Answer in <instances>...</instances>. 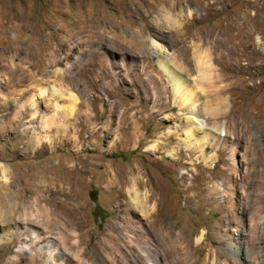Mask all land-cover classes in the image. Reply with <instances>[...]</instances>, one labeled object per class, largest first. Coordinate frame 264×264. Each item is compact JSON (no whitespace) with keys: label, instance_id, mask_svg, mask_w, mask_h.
<instances>
[{"label":"rangeland","instance_id":"374dc122","mask_svg":"<svg viewBox=\"0 0 264 264\" xmlns=\"http://www.w3.org/2000/svg\"><path fill=\"white\" fill-rule=\"evenodd\" d=\"M153 50L187 79L205 132ZM188 126L202 147L179 140ZM0 165V264L140 259L124 230L140 229L143 194L127 181L139 171L159 222L189 236L182 264H224L209 251L226 250L236 226L241 264H264V0H0ZM143 225L160 247L157 223ZM25 226L41 238H9ZM48 240L54 254L38 250Z\"/></svg>","mask_w":264,"mask_h":264},{"label":"bare ground","instance_id":"6f19581e","mask_svg":"<svg viewBox=\"0 0 264 264\" xmlns=\"http://www.w3.org/2000/svg\"><path fill=\"white\" fill-rule=\"evenodd\" d=\"M153 43H154V45H156V47H158V46H161L162 48L164 47V44H162L158 40H153ZM153 51L156 52L155 50H153ZM154 56L156 57V60H157L158 64L160 65V67L164 70V72H166V74H168V76L170 77V79L172 81V84H173L174 89H175V93L177 95L176 100H175L177 105L179 107H181V108L185 107V108L189 109V112L191 113V115L187 117V121L196 124L197 127H194L195 130L198 128V131L203 130L205 132V128H206V125H207L206 124L207 123L206 115L201 116L200 114L196 113L195 109H196V106H197V100L194 99L193 95L190 92L187 79L184 78L183 76L175 73L171 69V67L169 65V62L164 57H162L160 54L157 53V54H154ZM34 103L35 102L32 101V105H34ZM84 114L87 116V119L90 120L92 118V116L89 115L88 113L85 112ZM78 115H80V113ZM78 118H83V117H78ZM136 123H137L136 120H133V122L131 123V127H130L131 131L130 132H131L132 136H135L136 134L137 135L139 134V132L137 130ZM194 129L192 128V126H188L185 129V136L179 138V140L182 141L186 145V148L190 149V148H194L195 146L196 147H202V145H199L200 144L199 139H196V137L194 136L195 135ZM224 132H225V130H222L221 132H219L220 137L223 135ZM125 134L127 135V132ZM173 134H175V135H177L179 137L178 128H176V127L170 128V130L168 131L166 136H168L167 138H171ZM205 135H206V138L210 137L209 133H206ZM73 137L75 138V140L79 139V135L78 134L74 135ZM48 139H49V141L52 142V138L51 137H49ZM214 139L216 141L217 137H214ZM208 140H209V138H208ZM120 143H121V141H120ZM169 155L172 156L173 158H177V151H175V150L171 151ZM0 166H1V169H2V172H3L2 178H3V182H4V186H3L4 195L7 196L8 192H9L8 189H10L9 188L10 168L8 166H5V165H0ZM141 173L142 172H140V171H139V173L134 172L131 175L130 178H127V181L130 184V188H131L130 190H132L131 192H133V194L135 195L134 199L138 198L141 194H143L142 198L139 201L137 199L136 200L138 201V205L140 204V206L142 207L141 210H142V213H143L142 214L143 217L146 218L147 220H150V221L153 220L155 222V224L157 223V225H156L157 226V229H156L157 232L156 233L158 234L159 241L162 244H161L160 247H158L157 245H155L153 243V241H152L153 239H151L150 232L152 230H154V229L151 228L152 230L149 232V229L144 227V225H143L144 218L143 217L142 218L139 217L140 218V221H138V225L140 224L139 225L140 226L139 230L130 229L129 227H127L129 225L127 223L128 225L127 226L125 225L126 227L124 228L125 233L127 234L128 238H130V242L132 240L133 242H135L137 245L140 246V249H141L140 251L143 252L142 253L143 255H141V256H143V257L141 258V256L139 255L140 259L139 258L137 259V258H134V257H132L130 259V261L127 259L126 260L127 261L126 264H182V260H181V258H183L182 254L179 253L177 255V253L180 251V249L185 248L186 251H187L186 252L187 258L190 257V253L192 252V250L189 248V244H190L189 243V236H187L185 234L183 229L176 231V227H175V225L173 223H169L167 225H164L162 222H159V219L156 218L157 209L159 207L158 199L156 198L152 202L153 197H152L151 191H146V192H143V193L140 191L142 186H143V184H144L143 183V179L141 177ZM108 174H109V171H108ZM109 182L111 183V181H109ZM223 184H225V182L217 184V188L221 189ZM217 188H215V189H217ZM224 204L225 203L221 204V206H224ZM6 212H7V209L3 210V214L6 213ZM1 219H2L1 222H3L4 224L7 225L8 221L5 218H3V217ZM157 219H158V222H157ZM133 222H135V220ZM139 226H138V228H139ZM116 228L118 229V227H116ZM255 228H256L255 225H253L251 227L249 233H250V236L256 238L258 236V234L255 231ZM17 233H19L20 235H25L24 236V238L26 239L24 241L25 245L28 244V240H29L30 237H31L32 242H34L37 239L41 238L40 235L34 229H31L28 226H25L22 229L20 228L17 231H13V233L9 236V238L13 239L14 236ZM111 234H112L111 236H115V233L111 232ZM246 235H247V233H246V231H245L243 226H236V228L233 229V233L231 234V237H230L228 243L226 244V250H218V249L217 250H213V249L210 250L209 249L210 250L209 251V258L210 259L211 258L212 259L216 258L218 256V253H219L220 256L223 255L222 257L225 258L223 260L224 264H241V257L240 256H241V251H242V244L244 243ZM0 237H1V235H0ZM204 237H205V232L204 231H201L200 234H197V243H198L197 247H198V249H200V247H202V242L204 240ZM140 238H142L143 240L141 241ZM51 240H48L46 242V245H43V244L39 245L38 246V250H44L43 248H47L48 250H50L51 254L53 252H56L59 249L58 248L59 247V242H53ZM110 241H112V240H110ZM119 244H120V242H119ZM121 244H124V243H121ZM116 245H118V244H116ZM121 247H123V246H121ZM22 249H23V245H21L20 248L17 251L18 252L22 251ZM117 251H118V253L126 256L124 254L125 251L123 252L121 250V248H120V250H117ZM191 254H193V253H191ZM194 254H195V252H194ZM129 255H131V254L129 253ZM109 256H110V253H109ZM139 256H136V257H139ZM175 256H176V258H175ZM126 258H127V256H126ZM187 258H185V259H187ZM191 259H193V258H191ZM204 260L205 259H203L200 262V264H204V262H203ZM212 262H214V260H212ZM185 264H187V263H185ZM194 264H198V263H196V261H194ZM253 264H258V263L255 262Z\"/></svg>","mask_w":264,"mask_h":264}]
</instances>
